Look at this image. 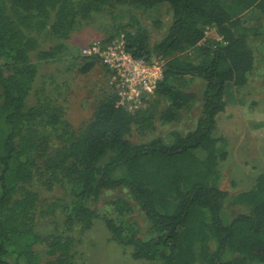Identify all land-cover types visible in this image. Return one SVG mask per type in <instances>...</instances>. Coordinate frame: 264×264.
<instances>
[{
    "label": "trees",
    "instance_id": "16d2710c",
    "mask_svg": "<svg viewBox=\"0 0 264 264\" xmlns=\"http://www.w3.org/2000/svg\"><path fill=\"white\" fill-rule=\"evenodd\" d=\"M156 7L170 13V25L159 41L151 45L143 30L135 32L130 24L116 34L124 35L126 50L135 58L162 62L163 78L146 103L163 102L166 122L197 101L185 91L186 78L204 82L195 127L185 135L173 132L168 141L133 143L131 122L142 109L117 108L113 95L99 101L92 119L73 131L52 96L41 97L42 91L34 89L35 60L53 61L78 18L92 10ZM208 28L222 41L206 36ZM35 34L56 39L55 47L39 51ZM262 37L264 0H0V264L41 260L33 249L38 197L30 189L40 172H50L56 183L68 187L73 204L68 215L65 209L71 203L59 208L60 200L45 210L52 217L57 209L65 215V231L85 223L88 227L100 216L89 204L97 203L101 194L126 190L150 225L149 238H139L135 224L124 218L120 224L109 218L104 222L115 240L132 247L134 260L264 264V175L253 189L235 196L233 204L242 210L229 222L220 215L227 193L213 181L217 159L224 156L217 153L219 140L213 137L216 117L233 91L246 86L256 62V41ZM74 57L81 74L99 62ZM45 240L47 264H75L68 241L56 236ZM10 254L15 255L11 262Z\"/></svg>",
    "mask_w": 264,
    "mask_h": 264
},
{
    "label": "rangeland",
    "instance_id": "374dc122",
    "mask_svg": "<svg viewBox=\"0 0 264 264\" xmlns=\"http://www.w3.org/2000/svg\"><path fill=\"white\" fill-rule=\"evenodd\" d=\"M248 12V11H247ZM244 15V19L246 14ZM250 12L247 18H251ZM135 32L142 31L152 45L163 38L170 25V13L166 7H156L147 11L116 9L92 10L85 18H78L75 31L64 42V46L55 52L53 61H39L38 84L34 89L42 91L39 95L52 96V103L62 107L63 118L78 131L82 125L88 123L97 103L104 98L114 95L108 84V75L103 66L95 62L93 69L87 74L79 72V62L74 56L79 54L82 45L90 42H106L124 35L116 34L123 26ZM216 33L213 31L210 39ZM39 44L38 50H49L55 47L57 40L48 39L44 35H33ZM112 39V40H113ZM264 37L257 39L254 54L256 62L248 76L246 86L235 89L226 100L224 110L216 117V130L213 137L218 139L216 145L219 156L215 169L214 182L220 190L227 193L226 202L220 215L227 222L231 221L242 210L234 205L233 199L242 192L254 188L259 176L264 175ZM258 46L259 50H258ZM35 59V57H33ZM185 91L195 94L197 101L193 106L181 112L180 116L171 122H166L162 115L166 110L160 100H154L148 107L143 102L139 114L133 115L130 126L129 139L133 143H145L152 138H167L173 132L185 135L196 124L200 115V95L204 82L198 78H186L183 84ZM57 88V89H55ZM43 89V90H41ZM55 89V90H54ZM183 90V87H182ZM30 96L29 104H35V98ZM152 98V96H151ZM149 109H148V108ZM147 108V109H146ZM138 111V110H137ZM136 112V111H135ZM54 141V137L51 138ZM44 165L42 159L38 161ZM38 197L37 209L32 223L33 232L38 240L33 246L34 251L41 258L39 264H47L50 260L45 255L48 246L45 239L52 240L54 236L70 244L71 261L75 264H158L144 260H134L131 257L132 247L115 240L105 225V218L114 223H121L122 218L135 224L137 235L143 241L149 238V223L137 204L126 190L106 191L101 194L97 203L89 204L100 216L94 218L88 227L78 225L73 231H65V215L57 209L55 217L46 214V208L57 200L59 208L72 202L66 184H58L50 172L36 173L31 187ZM65 209L68 215L69 207ZM64 217V219H63ZM212 249L214 248L211 243ZM14 254L7 256L11 262Z\"/></svg>",
    "mask_w": 264,
    "mask_h": 264
},
{
    "label": "built area",
    "instance_id": "2783aa9c",
    "mask_svg": "<svg viewBox=\"0 0 264 264\" xmlns=\"http://www.w3.org/2000/svg\"><path fill=\"white\" fill-rule=\"evenodd\" d=\"M213 29H206L210 36ZM215 41L222 38L215 35ZM80 57L97 60L108 75L109 87L116 98L115 106L127 112L140 110L144 100L153 95L163 78V64L158 59L150 62L132 56L122 38L108 42H90L79 49Z\"/></svg>",
    "mask_w": 264,
    "mask_h": 264
}]
</instances>
